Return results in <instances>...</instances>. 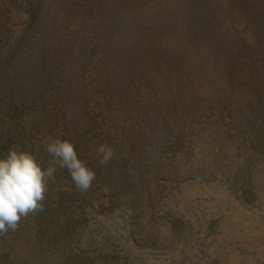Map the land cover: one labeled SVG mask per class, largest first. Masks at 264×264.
Here are the masks:
<instances>
[{
    "label": "rangeland",
    "instance_id": "374dc122",
    "mask_svg": "<svg viewBox=\"0 0 264 264\" xmlns=\"http://www.w3.org/2000/svg\"><path fill=\"white\" fill-rule=\"evenodd\" d=\"M256 3L0 0V157L53 166L47 134L95 172L81 193L57 166L0 264H264Z\"/></svg>",
    "mask_w": 264,
    "mask_h": 264
},
{
    "label": "clouds",
    "instance_id": "9594fccd",
    "mask_svg": "<svg viewBox=\"0 0 264 264\" xmlns=\"http://www.w3.org/2000/svg\"><path fill=\"white\" fill-rule=\"evenodd\" d=\"M42 144L52 158V165L42 167L32 152L10 147L0 157V236L15 231L22 218L44 210L48 185L55 181L57 166L66 169L77 191L88 192L95 172L78 158L71 140L45 134ZM101 165L115 155L114 149L100 144L95 149Z\"/></svg>",
    "mask_w": 264,
    "mask_h": 264
},
{
    "label": "trees",
    "instance_id": "16d2710c",
    "mask_svg": "<svg viewBox=\"0 0 264 264\" xmlns=\"http://www.w3.org/2000/svg\"><path fill=\"white\" fill-rule=\"evenodd\" d=\"M227 1V0H226ZM230 1V0H229ZM244 2H246L247 4H253V5H251V6H253V7H255L256 5H257V3H256V0H243ZM256 3V4H255ZM232 5V4H231ZM229 6H230V4H229ZM231 12H232V10H231Z\"/></svg>",
    "mask_w": 264,
    "mask_h": 264
}]
</instances>
